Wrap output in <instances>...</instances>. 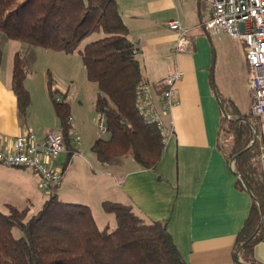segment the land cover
<instances>
[{
	"label": "crops",
	"instance_id": "0c3cea01",
	"mask_svg": "<svg viewBox=\"0 0 264 264\" xmlns=\"http://www.w3.org/2000/svg\"><path fill=\"white\" fill-rule=\"evenodd\" d=\"M115 1L137 51L143 83L157 82L175 71L183 74L175 86L178 104L170 113H164L161 107L160 92H153L156 109L165 122L172 121L173 132L164 140L162 156L154 170L143 169L131 155L116 164L103 165L91 150L99 136L83 138L76 118L69 117L74 153L56 190L58 198L60 191L67 194L71 188L83 193L84 199L68 203L90 208L94 199L100 209L105 201L130 205L145 222L166 223L188 264H233L235 236L248 214L251 198L235 188L234 166L222 153L229 139L219 136V104L227 111L253 117L264 155V115L257 117L250 112L252 96L247 87L243 45L223 32L207 34L204 24L211 14L208 0ZM174 18L190 30V45L184 53H174L175 34L166 25ZM7 43L0 64L2 147H10L15 137L28 132L40 140L60 128L47 76H35L33 70L24 81L30 98L26 117L19 115L11 91L13 56L19 50L6 57ZM37 59L38 56L34 64ZM52 88L65 94L67 100L64 87L56 83ZM69 107L74 114L73 107ZM65 159L57 158L55 166L63 168ZM39 180L29 169L0 165L2 204L36 213L47 200L41 195ZM35 207L38 209L33 210ZM253 257L258 264H264V239L254 246Z\"/></svg>",
	"mask_w": 264,
	"mask_h": 264
},
{
	"label": "trees",
	"instance_id": "16d2710c",
	"mask_svg": "<svg viewBox=\"0 0 264 264\" xmlns=\"http://www.w3.org/2000/svg\"><path fill=\"white\" fill-rule=\"evenodd\" d=\"M94 34L96 39L86 41ZM9 40L25 45L13 56L11 77L21 117H26L30 103L24 81L36 60V48L66 55L77 52L87 80L97 86L94 108L103 115L106 127V135L91 146L97 161L116 164L131 155L143 169H156L164 140L159 129L146 124L135 108V90L143 81L133 54L136 49L115 0H0V64ZM52 86L47 72V87L67 154L64 169L74 153L70 107L65 94ZM56 93L62 96L61 102L54 100ZM223 110L219 136H228L231 144L221 150L234 166L235 188L251 198L235 236L233 264H258L253 248L264 239L261 141L253 117ZM56 190L34 214L11 205L7 212L0 211V264H188L165 222H145L130 205L105 201L102 210L113 216L115 224L112 229H100L87 205L63 202ZM14 228L19 237L14 236Z\"/></svg>",
	"mask_w": 264,
	"mask_h": 264
},
{
	"label": "built area",
	"instance_id": "2783aa9c",
	"mask_svg": "<svg viewBox=\"0 0 264 264\" xmlns=\"http://www.w3.org/2000/svg\"><path fill=\"white\" fill-rule=\"evenodd\" d=\"M210 17L204 24L209 36L225 33L241 42L247 63V87L252 96L250 112L253 116L264 115V0H208ZM175 34L174 53H184L189 45L190 30L181 26L174 18L166 23ZM137 51L133 50V54ZM175 71L157 82L141 83L135 90V108L146 124L156 126L163 140L173 132L172 121H164L156 109L153 92L161 94V107L170 113L178 104L175 86L182 77ZM56 102L62 101L60 94H54ZM96 125L100 137L106 135L102 114H97ZM70 120V118H69ZM64 152L60 129L47 133L38 139L32 132L15 137L10 147L0 146V165L11 168H25L39 177V188L50 195L61 185L65 168L56 167L58 156ZM264 174V155L260 157Z\"/></svg>",
	"mask_w": 264,
	"mask_h": 264
},
{
	"label": "rangeland",
	"instance_id": "374dc122",
	"mask_svg": "<svg viewBox=\"0 0 264 264\" xmlns=\"http://www.w3.org/2000/svg\"><path fill=\"white\" fill-rule=\"evenodd\" d=\"M97 37L98 36L96 34L91 35L86 41L94 40ZM24 46V44L18 41L9 40L5 47V56L10 57L14 51L21 50ZM45 51L42 48H36L35 53L36 56H38V59L30 70H33L32 72L35 76H40L41 74L47 76L46 73L48 72L53 85L57 83L61 87H64L62 89L68 93L66 101L71 107H73L72 110L74 112V114H71L70 112L69 117L72 120L74 117L76 118V121L83 132V138L94 135L100 137V132L96 125L98 115L95 113L94 108V101L98 93V89L94 83L87 80L80 55L76 52L71 55H65L54 51ZM230 144V140H228L224 143V147L229 149ZM65 158L66 153H61L58 157V161ZM81 185L82 184H80V186ZM79 188L81 189V187ZM39 190L41 191L40 188ZM77 190L73 192L70 188V191L67 192V194L60 191L58 193L59 198L65 202L79 201L80 203V201L84 199L82 198L83 193H79ZM41 193L45 199L48 198V195L44 194L42 191ZM91 203L92 206L89 209L97 226L100 229L104 227L112 229L115 224L113 216L102 211L94 199L91 200ZM36 209L38 208H33V210ZM0 211L7 212V207L2 204L1 200ZM31 214L32 213H29V215ZM12 232L15 237L20 236V232L17 229L14 228Z\"/></svg>",
	"mask_w": 264,
	"mask_h": 264
},
{
	"label": "water",
	"instance_id": "95a60500",
	"mask_svg": "<svg viewBox=\"0 0 264 264\" xmlns=\"http://www.w3.org/2000/svg\"><path fill=\"white\" fill-rule=\"evenodd\" d=\"M219 106H220L221 113H222L223 115H225V111L223 110L221 104H219ZM248 124H250V123H248ZM254 138H255V136H254ZM238 155H239V154L235 155V156L233 157V160H234Z\"/></svg>",
	"mask_w": 264,
	"mask_h": 264
}]
</instances>
